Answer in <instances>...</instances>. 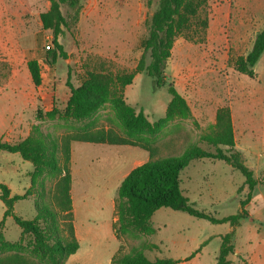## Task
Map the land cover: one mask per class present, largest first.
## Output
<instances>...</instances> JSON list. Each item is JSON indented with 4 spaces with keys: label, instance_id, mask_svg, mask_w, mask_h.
Masks as SVG:
<instances>
[{
    "label": "rangeland",
    "instance_id": "rangeland-1",
    "mask_svg": "<svg viewBox=\"0 0 264 264\" xmlns=\"http://www.w3.org/2000/svg\"><path fill=\"white\" fill-rule=\"evenodd\" d=\"M157 4L158 0H82L78 21L74 18V11L63 6L70 24L59 37L66 57H59L53 65H48L52 72V77L49 74L52 78L49 84L51 91L47 98V102L52 104L50 109L62 111L65 108L70 95L68 79L78 85L90 69L113 73L134 69L143 55L148 20ZM49 5V0H0V115L4 111L17 116L18 108L11 101L13 94L10 87L18 81L26 86L27 63L33 53L39 50L46 55L47 47L54 46L52 31L44 29L40 21V13ZM94 9L100 12L91 17ZM238 9L245 10L247 17L261 13L264 19V0H209L200 13L202 18L207 16L209 19L203 39L176 38L165 70L167 83L156 86L144 70L126 86L127 101L137 111L142 110L150 120L165 114L171 99L168 91L170 83L184 95L198 116L194 114L192 118L169 121L156 140L155 157L180 154L189 144L198 142L199 135L214 122L213 111L221 105L233 104L236 121H240L241 125L259 123L263 119V75L251 77L237 71L235 61L245 54V49L228 46L223 41L228 38L227 27ZM234 26L239 30L242 28L241 23H234ZM41 39L42 46H36L35 41ZM144 59L148 64L150 54L146 53ZM44 62L48 64L45 59ZM15 72L21 75L17 80L12 78ZM252 108L255 111L249 112ZM35 109L25 108L24 116L31 122L35 120L43 131L52 134L61 136L85 123L65 119L60 112L54 118H41L38 116L40 105ZM201 112L206 115L202 119L203 126L197 120ZM90 121L97 127L121 131L120 121L109 103L100 108ZM5 132L6 129L0 126V139L7 138ZM11 138L18 139L16 136ZM199 144L209 148L206 143ZM248 144L252 149L260 147L253 141ZM72 150V187L80 247L65 264H112V257L119 247L128 252L141 244L156 245L145 250L150 259L166 257L179 259L177 264H216L221 235L232 227L229 222L214 223L183 210L162 206L151 219L156 228L153 234L138 232L135 237L123 235L121 239L116 236L112 218L118 186L125 174L138 165V161L149 158L148 150L130 144L80 140L72 141ZM246 154L247 165L254 169L256 176H261L264 173V157L257 161L254 153L248 151ZM180 179L183 193L198 210L219 218L235 214L241 208L247 214L253 212V222L246 217L237 230L235 227L237 247L256 246L258 240L264 244L263 184L257 185L255 199L251 197L242 206V199L247 197L246 190L240 189L245 183L244 174L225 160L206 157L191 161L181 171ZM57 180L54 173L35 172L33 163L20 153L0 151V182L8 185L11 196H24L14 204V211L19 216L34 218L37 204L48 205L59 212ZM4 211L5 205L0 197V225ZM0 231L11 245L1 251L0 256L15 252L14 244L21 241L24 248L20 252L36 257L32 253L29 237H22L21 227L13 216L5 218Z\"/></svg>",
    "mask_w": 264,
    "mask_h": 264
},
{
    "label": "trees",
    "instance_id": "trees-1",
    "mask_svg": "<svg viewBox=\"0 0 264 264\" xmlns=\"http://www.w3.org/2000/svg\"><path fill=\"white\" fill-rule=\"evenodd\" d=\"M208 1L158 0L148 20V33L142 45L143 55L134 69L123 73L87 70L78 85L67 80L70 95L62 111L44 110L42 107L38 110V116L41 118H54L56 113L60 112L65 119L84 121L83 125L60 136L43 131L36 122L32 125L29 134L23 138L0 139V151L18 152L24 159L33 163L35 172L47 171L57 176L56 201L59 206L58 212L48 205L37 204L36 216L32 219L23 218L15 213L14 204L24 196H11L8 185L0 182V197L5 205L0 228L7 216H13L21 227L22 237H29L32 253L36 256L33 258L20 252L24 248L20 241L14 244L15 252L0 256V264H65L69 256L79 249L80 242L75 234L71 197L70 164L71 145L74 140L130 144L149 151L148 160L132 168L118 186L115 199L117 219L113 223V229L119 239L123 235L135 237L138 232L153 234L156 231L151 221L154 212L162 206L170 207L214 223L229 222L233 228L221 235L216 264H231L229 254L235 252V227L248 216L247 212L241 208L235 214L219 218L198 210L183 193L180 179L181 171L191 161L206 157L225 160L244 174L249 192L241 201L242 206L252 197V191L257 184L264 185V173L256 177L254 170L245 162L242 151L236 146L230 106H219L215 122L207 131L199 135L198 142L189 144L182 153L155 157L156 140L163 128L173 119L192 118L191 106L173 83L168 85L171 99L166 112L156 120H150L142 110L137 111L125 97L126 86L131 84L135 75L141 71L145 70L158 87L167 83L165 70L176 38L184 36L192 41L203 39L209 26V19L207 16L202 18L200 13ZM49 2V8L40 13V21L44 29H50L53 33L54 46L47 47L45 60L49 64H54L59 57H66V51L59 39L65 28L70 25L67 15L63 12V6L71 8L75 20L78 21L82 0H49ZM263 51L264 28L256 34L250 51L236 59L235 69L255 77L254 65ZM146 53L150 54L148 64H145L144 59ZM27 66L33 82L39 85L42 81L39 62L30 59ZM108 103L120 121V132L111 127H97L90 121L98 110ZM199 143H206L209 148H204ZM60 213L63 214L62 218ZM10 246L0 231V252ZM154 247L155 244H141L132 247L128 252H123L119 247L111 262L112 264L180 262L179 259L174 258H148L145 250ZM193 255L194 253L191 256Z\"/></svg>",
    "mask_w": 264,
    "mask_h": 264
},
{
    "label": "crops",
    "instance_id": "crops-1",
    "mask_svg": "<svg viewBox=\"0 0 264 264\" xmlns=\"http://www.w3.org/2000/svg\"><path fill=\"white\" fill-rule=\"evenodd\" d=\"M95 10V9H94ZM90 13L91 17L96 16L100 11H94ZM248 15L245 13V10L238 9V12L234 15H232L231 18V23L227 27V35L228 38L226 40H223L224 42L226 41V44L228 46H232L234 48H244L245 49V54H247L250 49L252 48L254 39L256 34L264 28V19L262 20V15L261 13L256 15L254 13L253 17H247ZM247 19H245V18ZM237 18V19H236ZM234 23H241L242 28L239 30L235 28ZM41 37V36H40ZM36 46L41 47L42 46V39L40 41H35ZM37 47V48H38ZM244 54V55H245ZM31 59H36L39 62L40 68H41V76H42V81L39 85H36L31 77L30 72L25 74V81H26V86H24L20 81L18 83L13 84L12 87H10L13 98L12 102L14 105L18 108L17 111V116L14 117L13 115H9L3 111V114L0 115V126L6 129V135H7V140H16L12 139L11 136H16L18 139L23 138L27 136L31 130L32 124L36 123L35 120L31 122L28 118L24 116V111L25 108H32L34 109L42 107L44 110H49L51 108V103L47 102V98L49 95L50 87V81H52V72L51 68L48 66V64H45L44 59H45V53L44 51H39L34 52L32 55ZM53 65V64H50ZM254 70L256 73V77H264V51L262 52L261 56L259 57L258 61L254 65ZM46 71V72H44ZM49 74L51 77H49ZM21 75L19 73H13L12 78L14 80H17L18 77ZM34 83V84H33ZM34 85V86H33ZM41 100L39 101V96ZM217 108L213 111V118L214 122L216 119V111ZM231 112H232V120H233V127H234V134H235V140H236V146L242 151L243 157L247 155L246 153L250 151L251 153L255 154L256 160L260 161L264 157V116L263 119L259 123L255 122H248L247 125H241L240 121H236V114L234 112V107L233 104H230ZM35 109V110H36ZM192 109V108H191ZM249 112H254L255 109H249ZM192 114L194 116H197L194 110L192 109ZM200 118L197 119L200 124H203L202 119L206 117V115L201 112L200 113ZM198 117V116H197ZM35 119V118H34ZM213 122V123H214ZM212 123V124H213ZM211 124V125H212ZM9 125V126H8ZM203 126V125H202ZM249 141H253L255 144L260 145V147H256L252 149L251 144H248ZM72 149V145H71ZM73 151V150H72ZM200 159V158H199ZM73 160V152L71 153V161ZM148 160V159H147ZM197 160V159H195ZM145 162L142 160L141 162H137L138 164H141ZM259 164V162L257 163ZM251 167V166H250ZM252 168V167H251ZM70 169H71V164H70ZM253 169V168H252ZM254 170V169H253ZM262 172V171H261ZM260 172V173H261ZM72 174V173H71ZM260 175V174H259ZM259 175H255L258 177ZM126 176V174H125ZM124 176V177H125ZM258 185V184H257ZM257 185L252 191V199H255V196L258 191ZM242 190H246V193L248 194L249 189L246 183H244L243 186H241ZM73 187L71 184V197H72V205H73V221H74V229H75V234L79 240L80 234L75 222V214H76V208L74 205V197H73ZM116 199V197H115ZM245 199V197H244ZM243 200V199H242ZM116 201H114V214L112 221L117 219V215L115 213ZM249 220L252 222L254 221V216L253 212L250 211L248 216ZM242 226V224L240 225ZM239 226H237L236 230L238 229ZM252 228V226H251ZM232 227L229 228L231 230ZM254 230H256L254 228ZM250 241L251 238H249ZM236 240L234 237V244ZM232 255H229V259L231 260V264H243L244 262H247L248 264H264V244H262L258 240V244L256 246H250L248 248H240L237 247L235 244V252L231 253ZM262 254V255H261Z\"/></svg>",
    "mask_w": 264,
    "mask_h": 264
}]
</instances>
